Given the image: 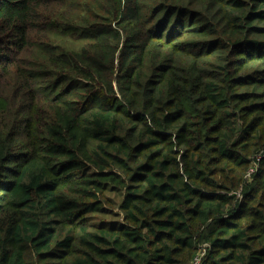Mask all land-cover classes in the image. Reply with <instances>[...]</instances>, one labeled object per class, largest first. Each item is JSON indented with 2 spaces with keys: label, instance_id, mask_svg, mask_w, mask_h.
Masks as SVG:
<instances>
[{
  "label": "trees",
  "instance_id": "trees-1",
  "mask_svg": "<svg viewBox=\"0 0 264 264\" xmlns=\"http://www.w3.org/2000/svg\"><path fill=\"white\" fill-rule=\"evenodd\" d=\"M262 153L264 0H0V264H264Z\"/></svg>",
  "mask_w": 264,
  "mask_h": 264
},
{
  "label": "built area",
  "instance_id": "built-area-1",
  "mask_svg": "<svg viewBox=\"0 0 264 264\" xmlns=\"http://www.w3.org/2000/svg\"><path fill=\"white\" fill-rule=\"evenodd\" d=\"M262 158H264V153L260 154L257 156L258 161H260ZM258 161L254 162L253 167H251L246 175V178H250L252 176V174L256 171L257 166H258ZM240 192H238V196H240ZM207 244H204L200 247L198 253L196 254V256L193 258V260L188 263V264H202L203 260L207 254Z\"/></svg>",
  "mask_w": 264,
  "mask_h": 264
}]
</instances>
